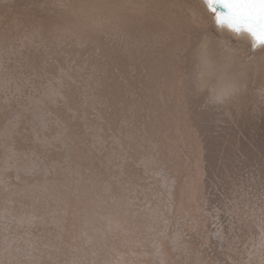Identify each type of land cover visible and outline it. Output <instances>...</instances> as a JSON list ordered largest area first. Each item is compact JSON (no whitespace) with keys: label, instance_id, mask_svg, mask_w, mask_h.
<instances>
[{"label":"bare ground","instance_id":"1","mask_svg":"<svg viewBox=\"0 0 264 264\" xmlns=\"http://www.w3.org/2000/svg\"><path fill=\"white\" fill-rule=\"evenodd\" d=\"M0 264H264V47L207 0H0Z\"/></svg>","mask_w":264,"mask_h":264},{"label":"snow or ice","instance_id":"2","mask_svg":"<svg viewBox=\"0 0 264 264\" xmlns=\"http://www.w3.org/2000/svg\"><path fill=\"white\" fill-rule=\"evenodd\" d=\"M215 12L218 6L226 8L227 14L216 15V24L227 26L232 32L248 33L253 49L264 47V0H207Z\"/></svg>","mask_w":264,"mask_h":264},{"label":"water","instance_id":"3","mask_svg":"<svg viewBox=\"0 0 264 264\" xmlns=\"http://www.w3.org/2000/svg\"><path fill=\"white\" fill-rule=\"evenodd\" d=\"M227 9L226 8H224V7H222V6H218L217 8H216V10H215V13H216V15L218 14V12H222L223 14H227Z\"/></svg>","mask_w":264,"mask_h":264}]
</instances>
